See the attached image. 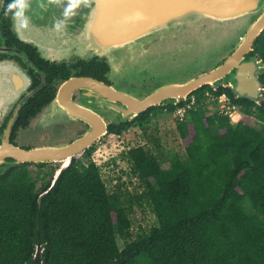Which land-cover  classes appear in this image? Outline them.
I'll list each match as a JSON object with an SVG mask.
<instances>
[{
  "label": "trees",
  "instance_id": "1",
  "mask_svg": "<svg viewBox=\"0 0 264 264\" xmlns=\"http://www.w3.org/2000/svg\"><path fill=\"white\" fill-rule=\"evenodd\" d=\"M251 55L264 63V31ZM260 81L264 88V74ZM222 96L241 121L224 110L209 113L204 101L218 105ZM181 107H188L183 121L175 116L184 154L165 153L156 140L158 153L145 146L123 153L130 180L139 182L134 191L122 183L110 192L91 157L73 160L39 193L28 164L0 172V264H33L39 241L43 264H264V97L257 104L206 85L112 133ZM136 209H150L158 225L134 233Z\"/></svg>",
  "mask_w": 264,
  "mask_h": 264
},
{
  "label": "water",
  "instance_id": "2",
  "mask_svg": "<svg viewBox=\"0 0 264 264\" xmlns=\"http://www.w3.org/2000/svg\"><path fill=\"white\" fill-rule=\"evenodd\" d=\"M80 1L90 7L81 16V23L87 29L77 34L74 41L81 48L94 47L97 55L107 57L113 64V74H116V68H120L121 72L127 65L134 66L142 61L144 71L160 64H173L179 67L180 72L194 70L198 75L163 85L142 99L113 91L114 101L124 102L127 106V114L121 120H132L151 107L166 105L167 101L178 105L203 86L214 87L224 78L220 85L229 86L237 98L261 103L264 88L260 77L264 74V63L251 53L255 41L264 31V0ZM37 4L34 3L35 6ZM31 9L37 8L29 0L23 5L22 15L17 17L18 35L27 42H52L56 30L39 28L47 22L39 15L30 20L31 27L27 24L29 20L21 24L26 18V11ZM218 54L216 67L208 70L203 61L214 59ZM10 70L15 74L14 85L21 87L19 80L22 79L23 84L24 79L15 68L11 67ZM73 84L94 87L98 83L74 80ZM6 86L7 83H0V112L7 110L6 106L1 105L17 97H13V84L10 85L11 89L6 90ZM94 143L87 135L68 146L23 150L6 141L0 145V165L7 163L12 167L26 163L68 162L66 167L64 164L57 171L52 183L54 186L62 172L70 166L72 158ZM6 158H12L15 162L8 163ZM48 192L41 195L39 202ZM33 264H43L40 241Z\"/></svg>",
  "mask_w": 264,
  "mask_h": 264
},
{
  "label": "flooded vegetation",
  "instance_id": "3",
  "mask_svg": "<svg viewBox=\"0 0 264 264\" xmlns=\"http://www.w3.org/2000/svg\"><path fill=\"white\" fill-rule=\"evenodd\" d=\"M28 1L0 0V83H7L6 90L11 89L10 85L13 84V97L17 96L6 105H1L6 106L7 110L0 112V145L8 141L10 145L23 150L68 146L89 135L95 143L72 158V161L86 160L92 156L98 143L115 135L112 133L113 127H122L143 114L132 120H121L127 114V106L124 102L114 101L113 91L137 99L145 96L134 93L132 87L137 86L133 84L121 82L126 90L118 89L115 82L121 77L116 79V76L121 72L116 70V74H113L111 61L97 55L94 47L81 48L74 41L77 34L87 29L81 23V16L89 10V6L80 0H31L37 9L26 11L28 27L32 26L30 20L39 15L47 21L39 28L56 30L52 42L45 44L33 40L27 42L18 35L17 17L14 21L13 13L20 9L9 8V5L16 3L23 6ZM34 3L38 4L35 6ZM51 19L58 21L51 22ZM11 67L24 79L23 84L22 79L19 80V88L13 83L15 74L11 72ZM74 80H91L98 84L94 87L83 84L74 86ZM66 86L72 87L65 90ZM6 162L15 161L6 158ZM26 164L40 168L63 167L66 161ZM8 165H0V172L23 164ZM57 171L59 169H55Z\"/></svg>",
  "mask_w": 264,
  "mask_h": 264
},
{
  "label": "rangeland",
  "instance_id": "4",
  "mask_svg": "<svg viewBox=\"0 0 264 264\" xmlns=\"http://www.w3.org/2000/svg\"><path fill=\"white\" fill-rule=\"evenodd\" d=\"M218 57L219 54L214 59L203 61L206 67H208V70L216 67ZM119 69L116 68V70ZM144 69L145 65L142 61H139L134 66L131 64L127 65L125 69L116 76V79L117 77H121L122 79L118 82L114 81L116 87L118 89L126 90V88L121 85V82L125 84H133V86H137L132 87L135 91L134 93L139 95L142 93V95H146L163 85L171 84L183 77L198 76L194 70H191L189 73H185L184 70L180 72L179 67L173 64H160L153 67L151 70H146L148 72L144 71ZM203 71L204 70H202V73ZM219 85L220 84H215L214 88H217ZM204 104H206L207 108L209 107V113H213L218 110L222 111L223 109L221 106L224 103L218 102V105H216L213 101L210 103L209 101H204ZM225 104L229 106L228 103ZM224 111H230V109L225 108ZM231 119L232 122L236 123L235 121L242 119V116L231 117ZM176 121L174 113L172 114L163 109L158 110L154 113L150 122L143 128H131V130H128L122 136L110 135L96 145L90 160L95 162L101 168L103 179L110 192L115 191L116 186L122 183L128 184V188L131 192L134 191V188L139 183L137 179L133 178L130 180V177L127 174L129 173V165L122 158L123 153L129 149L145 146L147 149L154 151V153H158V149L154 143L156 140L159 141L160 146L165 153H179L181 155L185 153L182 140L177 132ZM255 127L263 129L262 124L257 121H255ZM113 159L116 160L115 163L113 162ZM83 161L88 162L87 159H83ZM165 167H169V164H165ZM60 168H62V166L59 165L57 167L46 166L45 168H40L38 166L35 167L34 165L29 167L33 180L36 182L38 193L41 192L45 185L55 178V169ZM130 181L132 185H130ZM246 208L249 212L257 215L250 203H246ZM133 223V231L134 233H137L140 229L148 231L150 228L157 226L158 220L150 209H136L135 215L133 216ZM118 243L119 247L123 249L124 242L121 239H118Z\"/></svg>",
  "mask_w": 264,
  "mask_h": 264
},
{
  "label": "clouds",
  "instance_id": "5",
  "mask_svg": "<svg viewBox=\"0 0 264 264\" xmlns=\"http://www.w3.org/2000/svg\"><path fill=\"white\" fill-rule=\"evenodd\" d=\"M9 8H19L20 10H17V11H15L14 13H13V20L15 21V18L16 17H20L21 15H22V8H23V6L22 5H17L16 3H12V4H10L9 5ZM27 23V19L25 18L24 20H22L21 21V24L23 25V24H26ZM226 87H228V86H226ZM192 95V94H191ZM264 95V94H263ZM190 97V96H189ZM188 97V98H189ZM264 97V96H263ZM187 98V99H188ZM186 99V100H187ZM186 100H184V101H186ZM183 102V101H182ZM181 102V103H182ZM179 105V104H178ZM230 113L232 114H229V113H226V114H228L230 117H237V116H242V118H243V114L241 113V111H239L237 108H235V109H233L232 111L230 110ZM232 120V119H231ZM234 120V119H233ZM242 119H239V120H236L235 122L237 123V122H239V121H241ZM234 123V122H233ZM133 129V128H132ZM131 130V129H130Z\"/></svg>",
  "mask_w": 264,
  "mask_h": 264
},
{
  "label": "built area",
  "instance_id": "6",
  "mask_svg": "<svg viewBox=\"0 0 264 264\" xmlns=\"http://www.w3.org/2000/svg\"><path fill=\"white\" fill-rule=\"evenodd\" d=\"M220 102L221 103H224V104H222V106H221V108L223 109V110H225V108H228V109H230V110H233V109H235V108H230L229 106H227L225 103H227V98H226V96H222L221 97V99H220ZM187 110H188V107H181V108H179L178 110H177V112L175 113V116L176 117H179V119L181 120V121H183V119L185 118V116H186V112H187ZM226 113H229V114H231L230 113V111H226ZM232 115V114H231Z\"/></svg>",
  "mask_w": 264,
  "mask_h": 264
},
{
  "label": "bare ground",
  "instance_id": "7",
  "mask_svg": "<svg viewBox=\"0 0 264 264\" xmlns=\"http://www.w3.org/2000/svg\"><path fill=\"white\" fill-rule=\"evenodd\" d=\"M68 165V162H66L65 167Z\"/></svg>",
  "mask_w": 264,
  "mask_h": 264
}]
</instances>
